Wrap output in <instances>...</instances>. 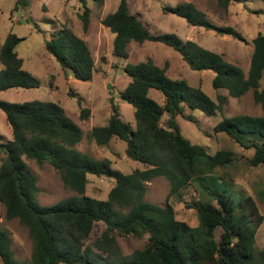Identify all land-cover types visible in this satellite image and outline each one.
Listing matches in <instances>:
<instances>
[{"label": "trees", "instance_id": "trees-1", "mask_svg": "<svg viewBox=\"0 0 264 264\" xmlns=\"http://www.w3.org/2000/svg\"><path fill=\"white\" fill-rule=\"evenodd\" d=\"M77 1L82 7L78 17L86 29L91 7L88 0ZM90 1L97 8L104 2ZM218 1L226 7L231 0ZM18 4H25V0H17L13 9ZM162 10L183 17L190 25L245 41L233 26L213 23L192 1L163 5ZM100 23L114 33V56L127 59V45L132 40L160 42L178 51L191 69L212 71V86L224 88L227 95L239 97L251 90L262 114L224 116L226 94L217 93L212 99L185 78L169 77L166 65L159 66L151 58L127 62L123 71L130 80L118 96L133 107L135 127L121 118L117 104L111 101L112 113L107 123L92 126L88 133L100 147L107 146L112 137L125 142L126 157L142 164L125 173L112 167L109 158H94L76 148L83 136L82 129L58 103L0 99V109L11 130L10 138L0 135V203L4 206V217L17 219L24 225L32 242L29 260L16 258L9 231L0 220L1 263L264 264V246H255L256 231L264 216L254 198L244 194L234 201L231 194L212 189L203 181L207 175L233 164L236 153L227 148L210 153L204 145L191 143L174 120L179 114L193 121L186 109H198L205 115L218 111L222 118L213 131L225 132L242 149H252L248 158L251 166L264 164V81H260L264 73V34L258 32L251 40L252 52L245 73L221 53L193 40L182 39L173 32H151L130 12L128 0H119L113 11L100 18ZM21 39L10 31L0 44V91L39 84L37 77L22 67L23 60L14 49ZM44 47L74 78L91 79L94 61L90 48L70 27L60 23L45 39ZM149 88L163 95L162 104L148 95ZM88 112L87 108L80 109V118H86ZM164 113L168 117L163 125ZM25 158L35 160L39 166L49 163L62 184L76 194L50 205L40 204L37 178ZM87 174L112 180L105 199L85 193ZM157 176L165 177L169 184L164 205L145 199L146 182ZM192 181L201 186L199 194L208 195L187 204L197 214L196 226L177 219L168 202L170 196L180 194ZM99 222L103 229L91 243H86ZM127 236L142 241L124 252L119 238Z\"/></svg>", "mask_w": 264, "mask_h": 264}, {"label": "rangeland", "instance_id": "rangeland-1", "mask_svg": "<svg viewBox=\"0 0 264 264\" xmlns=\"http://www.w3.org/2000/svg\"><path fill=\"white\" fill-rule=\"evenodd\" d=\"M16 1L0 0V44L10 31L22 37L14 49L23 60L22 67L36 76L39 84L31 88L12 87L1 90L0 99L12 102L40 99L58 103L82 129L83 136L76 144V148L94 158H109L111 166L122 172L142 167L141 163L126 157L125 142L112 137L107 146L100 147L88 133L92 126L107 123L112 113L111 101L117 104L121 118L135 127L133 107L118 96L130 80L123 71L125 63L151 58L159 66L166 65L169 77L185 78L192 86H199L212 99H215L217 93L227 95L224 88L212 86V71L191 69L182 60L178 51L160 42L145 40L139 43L132 40L127 45L129 53L127 59L114 56L112 54L114 33L100 23V18L113 11L119 0H104L100 8L88 0L87 5L91 7V12L86 29H83L78 17L82 7L77 0H25V4H18L16 9H13ZM181 1L194 2L215 24L233 26L245 41L231 35L218 34L202 26L190 25L183 17L162 10L163 5H174ZM128 4L130 12L135 14L151 32H173L182 39L193 40L205 48L221 53L227 61L239 65L245 73L248 71L252 52L251 40L258 32L264 34V0H231L226 7L218 0H128ZM33 23L38 25L40 31ZM60 23L70 27L88 44L94 61L91 79L74 78L70 70L63 68L45 49V39L59 28ZM260 81H264V73ZM148 95L159 104L163 103V95L157 89L149 88ZM82 108L89 110L87 117L83 119L80 118ZM185 112L192 114L194 120L185 119L179 114L175 115L174 120L181 134L191 143L204 145L210 153L218 148H227L237 155L233 164L216 170L215 174L207 175L204 183L212 189L231 194L234 201L241 195H251L259 212L264 216V164L251 166L248 158L252 155V149H242L225 132L213 131V126L222 118L220 112L211 115H205L198 109H186ZM238 113L262 114L261 106L254 101L251 90L239 97L227 95L222 114L230 116ZM167 117V113L162 115L163 125ZM0 135L4 138L11 137L10 127L1 109ZM25 161L37 178L39 187L37 199L40 204L50 205L76 194L62 184L57 171L49 163L44 162L39 166L33 159L25 158ZM223 172L229 176H225ZM221 175L224 177H220ZM87 177L85 193L105 199L112 186V180L93 174H87ZM168 190L169 184L165 177H154L146 182L145 199L164 205ZM200 190L201 186L192 181L180 191V194L172 195L168 199L177 219L191 226L198 224V218L195 210L187 204L208 197L207 193L204 196L199 194ZM0 220L9 231L16 258L29 260L32 242L27 228L17 219L7 220L1 203ZM103 227L102 223H97L86 243H91ZM119 241L122 250L128 252L140 245L142 240L127 236L119 238ZM255 246L257 248L264 246V219L257 228Z\"/></svg>", "mask_w": 264, "mask_h": 264}]
</instances>
